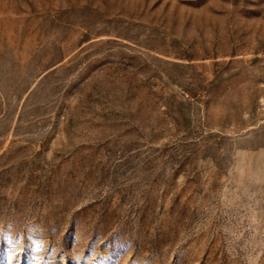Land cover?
Here are the masks:
<instances>
[{
    "label": "rangeland",
    "instance_id": "rangeland-1",
    "mask_svg": "<svg viewBox=\"0 0 264 264\" xmlns=\"http://www.w3.org/2000/svg\"><path fill=\"white\" fill-rule=\"evenodd\" d=\"M0 264H264V0H0Z\"/></svg>",
    "mask_w": 264,
    "mask_h": 264
}]
</instances>
